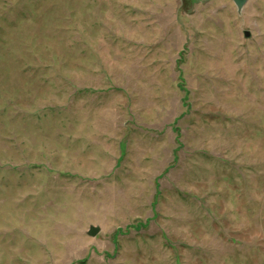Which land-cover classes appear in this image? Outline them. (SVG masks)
<instances>
[{
    "label": "rangeland",
    "instance_id": "obj_1",
    "mask_svg": "<svg viewBox=\"0 0 264 264\" xmlns=\"http://www.w3.org/2000/svg\"><path fill=\"white\" fill-rule=\"evenodd\" d=\"M0 264H264V0H0Z\"/></svg>",
    "mask_w": 264,
    "mask_h": 264
},
{
    "label": "water",
    "instance_id": "obj_2",
    "mask_svg": "<svg viewBox=\"0 0 264 264\" xmlns=\"http://www.w3.org/2000/svg\"><path fill=\"white\" fill-rule=\"evenodd\" d=\"M233 1L235 2V4L237 5V7L239 9H242L245 6V4L247 3L248 0H233ZM246 36L247 37L249 36V34L247 32H246ZM99 231H100V227L99 226L92 225L90 227L89 231H88V234L90 236L95 237L99 233Z\"/></svg>",
    "mask_w": 264,
    "mask_h": 264
}]
</instances>
